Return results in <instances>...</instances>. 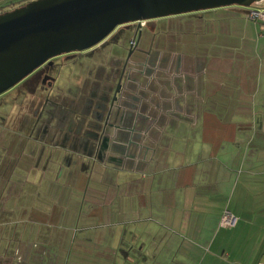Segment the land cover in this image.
Wrapping results in <instances>:
<instances>
[{
	"label": "crops",
	"instance_id": "1",
	"mask_svg": "<svg viewBox=\"0 0 264 264\" xmlns=\"http://www.w3.org/2000/svg\"><path fill=\"white\" fill-rule=\"evenodd\" d=\"M260 5L264 10V0ZM219 11H202V15ZM196 83L174 80L171 85L159 83L142 89L146 96L134 100L140 101V113L134 112L136 106L132 105L134 109L129 118L125 117L124 123L111 132L108 129L102 132L101 128H62L67 118L52 115L51 124L58 121L55 129H49L50 123H45L39 131L21 134V141L29 147L32 145L30 152L37 171L43 168L51 174L54 172L51 169L58 166L63 169L66 164L70 170L82 167L87 174L97 164L112 169L116 176L119 173L116 178L125 185L122 192L113 190L111 246L96 243L89 235L83 236L81 231L87 232L89 227H78L74 233L67 229L59 234L57 239L61 241L40 246L43 250L54 246L60 250L50 258L49 264L264 262V226L253 220L259 211L248 212L242 208L245 196L239 190L244 175H255L252 171L255 164L247 162L249 153L239 144L243 130H227L218 123L233 122L232 126H240L239 122L254 115L246 116V98L239 88L234 87L231 90L234 96L230 97L216 94L214 86ZM219 94L222 97L215 99ZM98 120L100 125L104 123L101 117ZM9 135L4 132L3 137ZM3 141L7 144L6 139ZM49 150L54 156L60 152L62 161L55 163L51 155L46 158V165L43 164ZM118 160L122 162L115 165ZM141 174L146 177L140 178ZM53 175L57 177L56 173ZM143 190L149 193H142L140 199L133 198L135 191ZM12 200L15 202L18 198ZM226 208L238 221L232 230L223 232L219 241ZM33 216H36L34 211L17 204L9 209L5 205L0 208V241L10 245L8 249L0 245V264L44 263L39 253L32 252L41 243L31 240L35 239L36 232H42L41 227H30L34 226ZM7 231L14 236H7ZM19 243H24L23 247L19 248Z\"/></svg>",
	"mask_w": 264,
	"mask_h": 264
},
{
	"label": "rangeland",
	"instance_id": "2",
	"mask_svg": "<svg viewBox=\"0 0 264 264\" xmlns=\"http://www.w3.org/2000/svg\"><path fill=\"white\" fill-rule=\"evenodd\" d=\"M217 10H220L218 14L204 16L201 11L119 27L91 50L56 58L50 69L53 78L48 79V83L31 88L24 80L0 95V208L5 205L9 209L17 204L35 212L36 216L31 218L34 226L30 227H41L42 232H36L35 239L31 240L41 243L32 252L39 253L43 264H49L50 258L60 250L56 246L43 250L40 246L61 241L57 238L67 229L74 233L78 227H89V231H81L83 236L89 235L92 241L111 246L113 190L122 192L125 185L117 180L119 173L116 176L112 169L97 164L87 174L82 167L70 170L66 164L63 169L59 166L51 169L57 177L43 168L37 171L30 152L32 145L29 147L22 142L21 134L39 131L45 123H50L49 129H55L58 121L51 124L52 115L67 118L62 128H101L102 132L106 129L111 132L124 123L125 117L129 118L134 109L132 105L136 106L134 112L140 113V101L134 100L146 96L142 89L159 83L171 85L174 80L214 86L216 94L230 97L234 96L235 92L231 91L234 87L243 91L245 114L254 116L239 122L240 126H232L233 122L218 123L227 130L244 132L239 144L249 153L247 162H254L255 175L246 174L240 180L239 190L247 203H243L242 208L248 212L259 211L253 220L264 226V25H261L264 22L258 26L250 22L246 19L248 9L241 7ZM225 35L229 36L228 40ZM121 78L118 101L107 127H103L104 123L100 125L98 119L101 117L106 122ZM221 94L215 99L221 98ZM214 106L217 107V101ZM4 132L11 135L5 138ZM51 155L54 156V152L49 150L43 164L46 165ZM53 159L55 163L61 162V153ZM145 177L146 174L140 176ZM142 193L149 191H135L133 198L140 199ZM13 198L18 201L14 202ZM227 210L232 213L229 208L223 212ZM220 229L223 231L219 241L223 232L233 228L220 226ZM8 235L14 236V233L7 231ZM8 242L11 244L10 240ZM0 245L3 249L10 246L8 243ZM23 245L17 244L19 248ZM134 253L138 254L136 250Z\"/></svg>",
	"mask_w": 264,
	"mask_h": 264
},
{
	"label": "water",
	"instance_id": "3",
	"mask_svg": "<svg viewBox=\"0 0 264 264\" xmlns=\"http://www.w3.org/2000/svg\"><path fill=\"white\" fill-rule=\"evenodd\" d=\"M263 0H35L0 14V95L62 55L91 50L119 27ZM118 83L110 112L122 89Z\"/></svg>",
	"mask_w": 264,
	"mask_h": 264
},
{
	"label": "built area",
	"instance_id": "4",
	"mask_svg": "<svg viewBox=\"0 0 264 264\" xmlns=\"http://www.w3.org/2000/svg\"><path fill=\"white\" fill-rule=\"evenodd\" d=\"M262 3V2H261ZM261 3H256L247 11V18L254 23L264 22V10L260 8ZM238 219L230 211H225L221 218V226L226 228H234L237 224ZM264 264V262L260 263Z\"/></svg>",
	"mask_w": 264,
	"mask_h": 264
},
{
	"label": "flooded vegetation",
	"instance_id": "5",
	"mask_svg": "<svg viewBox=\"0 0 264 264\" xmlns=\"http://www.w3.org/2000/svg\"><path fill=\"white\" fill-rule=\"evenodd\" d=\"M55 59L52 60V65L45 64L43 67L38 69L34 74H32L30 77H28L26 79V83H24V84L29 85L32 88V87H35V85L37 87V86H39L42 83H48L49 82L48 79L53 78L50 75V69L53 67V62H54ZM107 124H108V122H107ZM103 126H105V122H104Z\"/></svg>",
	"mask_w": 264,
	"mask_h": 264
},
{
	"label": "trees",
	"instance_id": "6",
	"mask_svg": "<svg viewBox=\"0 0 264 264\" xmlns=\"http://www.w3.org/2000/svg\"><path fill=\"white\" fill-rule=\"evenodd\" d=\"M35 0H0V14L12 11ZM117 39V36L116 38Z\"/></svg>",
	"mask_w": 264,
	"mask_h": 264
}]
</instances>
